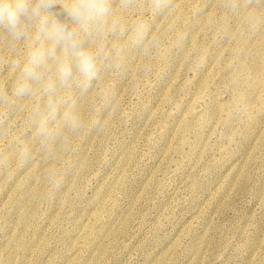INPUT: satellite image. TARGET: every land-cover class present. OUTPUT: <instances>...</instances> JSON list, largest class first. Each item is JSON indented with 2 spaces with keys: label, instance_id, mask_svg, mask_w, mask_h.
Returning a JSON list of instances; mask_svg holds the SVG:
<instances>
[{
  "label": "rangeland",
  "instance_id": "1",
  "mask_svg": "<svg viewBox=\"0 0 264 264\" xmlns=\"http://www.w3.org/2000/svg\"><path fill=\"white\" fill-rule=\"evenodd\" d=\"M146 5L138 0L126 22L146 20L161 48L150 58L130 55L125 75L106 74L81 102L88 123L99 88L115 91L102 131L68 134L70 150L59 160L35 151L31 167L21 168L16 141L35 144L27 119L36 98L0 122V208L37 242L26 259L2 245L12 264L35 255L40 264L77 257L81 264H264V0H171L162 16ZM113 7L120 12L119 0ZM52 11L63 18L59 4ZM250 12L259 18L254 27L245 23ZM26 49L27 42L13 54L0 27V88L10 87L9 61ZM7 112L0 108V117ZM49 167L66 173L54 195L41 182ZM91 225L102 235L85 249ZM6 229L2 223L0 238Z\"/></svg>",
  "mask_w": 264,
  "mask_h": 264
},
{
  "label": "clouds",
  "instance_id": "2",
  "mask_svg": "<svg viewBox=\"0 0 264 264\" xmlns=\"http://www.w3.org/2000/svg\"><path fill=\"white\" fill-rule=\"evenodd\" d=\"M137 3L119 0L117 13L113 0H0V27L11 52L18 54L20 45L27 42L23 59L9 61V70L16 73V78L9 88H0V108L8 110L0 122L20 111L24 101L36 98L27 119L35 144L29 145L24 139L16 141V166L30 167L35 151L55 162L61 153L70 150L68 134L77 136L89 127L103 130V116L117 102L115 91L99 88L100 104H89V111L95 115L88 123L81 102L106 74L125 75L130 55L150 58L162 46L146 20L126 22L124 13L137 11ZM57 4L63 18L61 12L52 11ZM146 7L153 15L162 16L172 5L171 0H147ZM258 22L255 13L245 16L249 27ZM186 41V36L178 37L177 46L184 47ZM141 71L147 74L150 65H144ZM65 178L66 173L56 167L45 171L43 181L50 195L60 191Z\"/></svg>",
  "mask_w": 264,
  "mask_h": 264
},
{
  "label": "bare ground",
  "instance_id": "3",
  "mask_svg": "<svg viewBox=\"0 0 264 264\" xmlns=\"http://www.w3.org/2000/svg\"><path fill=\"white\" fill-rule=\"evenodd\" d=\"M10 152V151H9ZM13 152V151H12ZM15 153V152H14ZM82 154H83V152H82ZM10 156V155H9ZM80 157V156H79ZM12 159H13V157H12ZM80 159V158H79ZM35 161V160H34ZM8 164V163H7ZM34 164V163H33ZM48 166V165H47ZM49 166H51V164L49 165ZM31 167V166H30ZM35 170V169H34ZM23 171V170H22ZM24 173H25V171H24ZM34 173V172H33ZM33 173H31L30 174V178L32 179H34V178H37V176L36 177H34V174ZM23 174V173H22ZM22 174H21V176H22ZM44 174V173H43ZM44 176V175H43ZM43 176H42V180H41V182H43L44 183V181H43ZM71 176V175H70ZM69 176V177H70ZM18 177H20V176H18ZM5 178V177H4ZM71 178V177H70ZM17 179V178H16ZM19 180V179H18ZM21 180V179H20ZM35 180V179H34ZM37 183V182H36ZM30 185H31V183H30ZM34 185H35V183H34ZM116 185H118V182L115 184V188H116ZM30 187V186H29ZM31 187H32V185H31ZM34 188V187H33ZM40 188V187H39ZM39 188H36L35 190H37V189H39ZM27 189V188H26ZM29 189V188H28ZM27 189V190H28ZM32 189V188H31ZM26 190V191H27ZM39 190H37V192H38ZM7 192V191H6ZM5 192V193H6ZM28 192V191H27ZM32 192V191H31ZM23 194V193H22ZM41 194V193H40ZM46 194V193H45ZM16 196V195H15ZM21 196H23V195H21ZM56 196V195H55ZM62 196V195H61ZM110 196H111V193H110ZM24 197V196H23ZM44 197H45V195H44ZM63 197V196H62ZM105 197V194H103V196H102V198H104ZM3 199V198H2ZM5 199H6V197H5ZM57 199V198H56ZM59 199V198H58ZM54 200V199H53ZM63 200V199H62ZM59 201H60V199H59ZM6 202V201H5ZM56 203H57V200H56ZM58 203H61V202H58ZM26 204V203H25ZM6 205V204H5ZM58 205V204H57ZM24 206V205H23ZM56 205H54V207H55ZM61 206V205H60ZM59 206V207H60ZM3 207H4V205H3ZM3 207L2 208H0V227H1V224L2 223H4L5 225H6V230L4 231V233H3V235H2V237L0 238V248H1V246L2 245H10V246H13V247H16L21 253H22V255H23V258H27L28 257V255H29V253H31V252H33V251H35L36 250V248L35 247H30V245H32V244H36V243H31L29 240H27L24 236H23V233H21L20 231H18L17 229H15L14 228V225H13V217L11 216L12 215V213H10V212H4L3 211ZM104 208H105V206H104ZM58 209V208H57ZM56 209V210H57ZM5 210V209H4ZM93 210V209H92ZM20 211V210H19ZM18 211V212H19ZM12 212H14V210L12 211ZM90 212H92V211H90ZM53 213V212H52ZM56 213V212H55ZM15 214H17V213H15ZM14 214V215H15ZM94 215L95 216H97L98 217V215H102V212H100L99 210H95L94 211ZM16 216V215H15ZM81 221V220H80ZM17 222L19 223V224H25L24 223V219L23 218H19L18 220H17ZM16 222V223H17ZM15 222H14V224H16ZM81 223V222H80ZM85 223V222H84ZM82 224V223H81ZM88 224V223H87ZM87 224H85V225H87ZM80 224H78V226H79ZM81 227V226H80ZM80 227H78V228H80ZM26 228V227H25ZM28 228V227H27ZM12 229V230H11ZM81 229V228H80ZM79 229V230H80ZM11 230V231H10ZM26 230V229H25ZM82 230V229H81ZM107 231V230H106ZM78 232V231H77ZM108 232V231H107ZM112 233L114 234V235H116V233H117V230L116 229H114V231H112ZM100 235H102L101 233L100 234H96V232H94L93 231V225H91V227H90V233L89 234H85V235H83L82 234V236H85L84 238H83V244H82V247L83 248H85V249H90V248H92L93 247V245H94V243H96V239L100 236ZM31 237V236H30ZM101 237V236H100ZM33 238V237H32ZM32 238H30V239H32ZM35 239V238H34ZM41 239V238H40ZM33 240V239H32ZM35 242V241H34ZM1 254V253H0ZM93 254V253H92ZM99 254L97 253L95 256L97 257ZM66 256H69L68 254L67 255H65V258H66ZM12 255H11V252H8V253H6V254H1L0 255V264H12V262H11V260H12ZM29 258V257H28ZM64 258V259H65ZM83 258L82 257H77L76 259H75V263L76 264H81L82 263V260ZM96 259V258H95ZM29 260V259H28ZM40 260H41V256H38V255H35V257H34V259L31 261V262H29V264H40ZM63 261H65V260H63ZM69 264H73V263H71V260H70V262H69Z\"/></svg>",
  "mask_w": 264,
  "mask_h": 264
}]
</instances>
